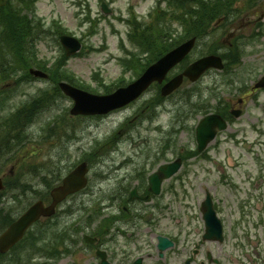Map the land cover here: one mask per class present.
<instances>
[{
  "label": "rangeland",
  "instance_id": "obj_1",
  "mask_svg": "<svg viewBox=\"0 0 264 264\" xmlns=\"http://www.w3.org/2000/svg\"><path fill=\"white\" fill-rule=\"evenodd\" d=\"M107 1L114 9L113 14L102 12V0H38L37 4L38 14L46 20L47 28L54 26V20H58L74 35L83 37V42L86 45L84 53L70 56L66 66L77 75L78 79L89 83L91 88L97 89L100 93L105 89L103 83L99 81L100 79L107 84L118 83V78L124 74V67L121 63V58L126 54L124 47L132 48L127 36L129 26L119 16L127 18L132 11H135L141 20H148V14L150 15L157 4V0ZM235 2L241 8V13L232 21L231 26L226 23L223 25L225 26L224 30L218 29L221 32L201 39L194 55L211 50L219 42V46H224L222 42L227 44L231 39L236 42L237 38L244 49L240 63L237 64L234 53L226 49L225 54L230 59L226 71L209 72L195 84L196 86L190 82H186L183 86L185 90L192 89L194 86L200 89L204 94L201 101L209 103L211 110H214V107L218 105L219 98L226 103L230 99L236 102L237 97L249 93L253 82L264 74V6H252L246 9L245 0H239V2L235 0ZM261 2L264 4V0ZM89 10L92 19L99 18L94 27H90L91 25L84 20ZM175 27L179 33L185 29L179 22L175 23ZM45 34L46 36L37 41L38 53L41 57L51 58L53 62L63 50L53 31L47 30ZM122 38L124 47L121 45ZM97 73L100 76H97ZM20 75L21 73L17 75V81H14L13 78L0 80V92L9 89L8 93H0V95L12 107L7 109L8 117L0 116V127L7 119L16 117L17 106L24 105L27 100H32L41 93L45 94L44 91H52L54 105L52 108L43 109L35 122L22 127V132L18 136H14L15 140H12L14 144H11L13 145L11 148L1 145L5 157L11 156L12 158L11 162L8 160L4 167L5 170L2 172L7 175L6 182L9 185L18 181L16 173L30 178L35 177L39 171V178H41L44 173L50 171L52 165L61 171L65 168L68 169V164L75 161L93 159L90 183V205L92 206L97 197L101 194L106 195V192L114 188V185L102 188L101 186L106 183L100 174L107 173L111 169L114 173L115 167L125 160L124 155L128 157L130 154L131 156L133 153L136 154L132 165L130 162H126L124 166L129 167L120 169L121 174H131V166L142 165L148 151L159 147V143L155 139H159L158 137L162 135L170 136L174 140L170 157L165 159H173L178 156L177 153L179 154L182 148H196L195 125L206 114V111L203 110L200 114L197 113L182 120L180 114L185 108L181 107L178 111L176 107L185 103L179 99L182 92L164 101L160 108L153 109L147 107V102L155 99L153 98L156 95L154 88L145 96L144 100L126 110L113 113L103 119L70 118L71 122H76V125H70L67 120L60 122V119L62 116L70 117L71 99L56 94L52 82L65 75L60 72L54 73L52 81L38 80L35 77L22 81L25 78H19ZM132 78L130 72L125 73L126 82ZM232 81L233 85H231ZM235 81L239 86L235 85ZM246 99L243 115L235 118L228 128L222 131L208 146V155L193 157L186 161L190 175V179L186 180L196 183V186L200 185L197 180L203 181V186L217 182L219 186L217 196L226 202L233 198L226 188L229 186L228 183L234 182L239 185L241 190L239 198L242 200V196L249 195V188L252 189L255 182L260 184L264 180V90L251 92L248 96L246 95ZM4 101L2 104L5 103ZM1 112L3 110H0ZM139 112L141 115H137ZM59 115L62 116L57 119ZM41 116L43 117L41 118ZM58 122L71 134H63V129H60L58 134L50 135L49 127L51 126V130L54 129ZM52 123L55 126H52ZM182 125L185 126V130L181 129ZM115 135L116 151H104L99 160L94 161L96 150L101 146L103 148V142H105L104 146L112 144ZM141 139L143 142L138 144L137 142ZM97 140L102 143L96 145ZM208 168H211L212 174L207 171ZM115 177L116 173L111 176V179L115 180ZM34 181H38V178L35 177L32 183ZM196 186L186 189L191 204L194 203V200L191 201V199L192 196H195ZM176 192L180 194L181 189H176ZM169 196L178 198V195L174 194ZM32 199L34 200L35 196L32 195L28 198V200ZM22 208L23 205L15 203L11 212L16 215ZM178 211L179 204L176 201L174 212ZM96 217H99L98 213ZM96 224L99 228L103 226L100 221L97 223V220ZM36 231L39 233L40 228ZM36 231L29 232V237L22 244L21 250L12 255L11 259L13 260H9L11 262L5 264H42V260L49 261L50 264H88L84 250L78 251L79 254L76 255L61 254L63 249L58 248L61 240L65 238L62 233L54 234L53 230H44L42 234L45 240L37 245L39 235L35 240Z\"/></svg>",
  "mask_w": 264,
  "mask_h": 264
},
{
  "label": "flooded vegetation",
  "instance_id": "obj_2",
  "mask_svg": "<svg viewBox=\"0 0 264 264\" xmlns=\"http://www.w3.org/2000/svg\"><path fill=\"white\" fill-rule=\"evenodd\" d=\"M249 91L239 95L236 102L230 99L226 103L223 113L228 121L233 119L234 110L246 104V95L252 90ZM158 138L155 140L159 147L148 151L142 165L131 166V174L117 170L115 180H104L102 188H114L97 197L92 206L91 189L85 187L61 201L54 215L41 217L34 225L40 228L38 240L35 234L37 245L45 240L43 231L50 229L65 237L58 248L63 249L61 254L76 255L84 250L88 264H264V186L260 196L246 197L245 205L236 207L240 204L238 196L224 201L217 196V182L203 186V181L197 180L200 185L196 186L185 179L183 166L176 175L165 179L160 192L155 193L151 190V176L161 164L171 161L165 159L171 152L166 135ZM192 151L182 149L184 162L185 153ZM193 186L196 188L191 204L186 189ZM178 188L180 194L176 192ZM227 189L231 194V189ZM170 194L178 198H171ZM208 194L214 211L209 212V219L205 217L204 204ZM253 203L260 205L256 213ZM11 218L17 217L0 212V234L11 224ZM96 220L103 224L101 228ZM160 236L167 238L162 249L158 245ZM25 240L7 253H0V264L11 262ZM5 255L7 259L1 260Z\"/></svg>",
  "mask_w": 264,
  "mask_h": 264
},
{
  "label": "trees",
  "instance_id": "obj_3",
  "mask_svg": "<svg viewBox=\"0 0 264 264\" xmlns=\"http://www.w3.org/2000/svg\"><path fill=\"white\" fill-rule=\"evenodd\" d=\"M235 0H158V8L150 16L151 24L141 27L138 17L133 14L127 21L131 24L129 38H139L144 48L151 47V57L143 62L140 58L132 57L134 67L140 73L148 64L157 60L169 49L174 47L191 34L202 33L211 24L216 15L225 13V5ZM214 6L213 17L208 19L210 9L200 10L199 7ZM36 8V0H8V5L0 8V80L15 78L20 71H26L31 64L45 67L46 63L39 61L34 53V40L44 30L38 32V26L30 17ZM199 13L203 17L200 18ZM176 22H181L185 29L182 34H175ZM150 53V52H149ZM60 73L69 75L63 65L58 66ZM81 86H85L82 84ZM30 108L26 104L20 109L17 116Z\"/></svg>",
  "mask_w": 264,
  "mask_h": 264
},
{
  "label": "water",
  "instance_id": "obj_4",
  "mask_svg": "<svg viewBox=\"0 0 264 264\" xmlns=\"http://www.w3.org/2000/svg\"><path fill=\"white\" fill-rule=\"evenodd\" d=\"M6 3V0H0V5ZM105 7V4H104ZM107 11V9H105ZM61 41L67 48V53L73 54L80 50L81 43L78 39L73 36L63 35ZM194 40L186 42L171 52L167 53L158 62L151 65L144 74L134 83L130 84L128 87L120 88L115 93L110 95H94L87 91L75 88L67 83H61V87L64 91L72 96H75L77 100L76 106L73 108L72 112H86V113H97V112H107L108 110L118 107L120 105L126 104L135 97L138 96L150 83L154 80L162 81L167 72L176 63H178L182 58L189 52ZM216 66L222 67L221 59L216 56L204 57L191 66L185 71L192 80L198 79V77L209 67ZM36 75L44 76V72L40 70H31ZM184 74H180L168 82L162 89V94L167 95L180 86ZM258 85H264V78ZM217 127L220 129L226 128V123L218 119L216 115H209L205 117L197 130V138L199 141V148L203 150L207 144L213 140L217 133ZM181 165V161L178 160L172 164L162 166L160 171L152 177L153 180H161L164 177H170L174 174ZM86 184V179L84 175L75 176L73 175L69 180H67V185L61 189L64 194L68 192H73L83 187ZM58 190L53 193L55 197V202L47 210L42 208V203L33 205L26 214L16 221L10 229L5 233L1 243L8 246V242L18 239L26 230V228L38 218L41 213H51L54 211V206L56 202L64 197V195L56 196Z\"/></svg>",
  "mask_w": 264,
  "mask_h": 264
}]
</instances>
